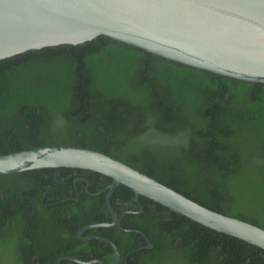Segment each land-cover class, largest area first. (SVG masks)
<instances>
[{
  "label": "trees",
  "instance_id": "trees-1",
  "mask_svg": "<svg viewBox=\"0 0 264 264\" xmlns=\"http://www.w3.org/2000/svg\"><path fill=\"white\" fill-rule=\"evenodd\" d=\"M47 146L101 152L264 230V83L219 76L105 36L0 60V155ZM69 170H32L0 181L38 178L42 187ZM81 172L104 187L112 182ZM50 186L45 190L59 193ZM120 193L133 196L122 185L114 196ZM139 200L158 209L149 230L159 232L150 237L154 249L143 264H264L263 250ZM67 215L51 214L41 225L69 222Z\"/></svg>",
  "mask_w": 264,
  "mask_h": 264
},
{
  "label": "water",
  "instance_id": "water-1",
  "mask_svg": "<svg viewBox=\"0 0 264 264\" xmlns=\"http://www.w3.org/2000/svg\"><path fill=\"white\" fill-rule=\"evenodd\" d=\"M98 36L219 76L264 83V0H0V60ZM57 168L110 178L113 222L109 200L122 185L136 197L264 251L263 229L211 211L101 152L47 146L0 155V176Z\"/></svg>",
  "mask_w": 264,
  "mask_h": 264
},
{
  "label": "flooded vegetation",
  "instance_id": "flooded-vegetation-1",
  "mask_svg": "<svg viewBox=\"0 0 264 264\" xmlns=\"http://www.w3.org/2000/svg\"><path fill=\"white\" fill-rule=\"evenodd\" d=\"M80 170L46 178L50 183L42 187L38 178L0 181V264H116L113 246L117 264H143L144 256L154 249L150 237L159 232L149 230V217L158 209L141 203L134 193L114 196L113 192L109 200L117 219L113 222L107 206L112 182L104 187L101 180ZM52 183L58 194L45 190ZM96 186L99 190L92 191ZM51 204L57 207H48ZM51 214H68L69 222L58 218V225H41L51 221ZM87 217L99 221L84 223ZM99 224L108 226H94Z\"/></svg>",
  "mask_w": 264,
  "mask_h": 264
}]
</instances>
